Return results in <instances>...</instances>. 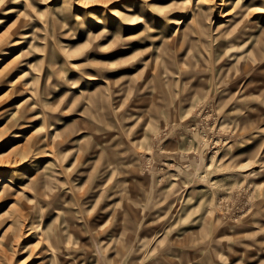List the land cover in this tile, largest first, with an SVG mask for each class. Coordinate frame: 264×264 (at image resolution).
I'll use <instances>...</instances> for the list:
<instances>
[{"label":"rangeland","instance_id":"1","mask_svg":"<svg viewBox=\"0 0 264 264\" xmlns=\"http://www.w3.org/2000/svg\"><path fill=\"white\" fill-rule=\"evenodd\" d=\"M2 19L0 264H264V0Z\"/></svg>","mask_w":264,"mask_h":264},{"label":"bare ground","instance_id":"2","mask_svg":"<svg viewBox=\"0 0 264 264\" xmlns=\"http://www.w3.org/2000/svg\"><path fill=\"white\" fill-rule=\"evenodd\" d=\"M185 5V4H184ZM11 11H15V9L14 8H12L11 9ZM115 14H117V15H123V13L122 12H120V11H116V13ZM4 21V19H2V20H0V22H3ZM226 21H231L230 20V18H227L226 19ZM171 22L172 23H177V24H179V23H181L182 22V20H179V18H173L172 20H171ZM225 23H221L220 24V26H223ZM31 36V34H29V33H25V37H30ZM5 54H8V53H10V50H5V52H4ZM14 87V86H13ZM12 87V88H13ZM12 92V91H11ZM33 97V95H32V93H31V95L28 97V98H26V99H24L21 103H18V104H14L13 105V115H16V114H18L20 111L18 110V108L17 107H19V104L21 105V104H23V102H25V101H29L31 98ZM14 109H16V110H14ZM11 111V112H12ZM28 144H23V143H19V146H21L22 148H23V150H26L27 148H28V146H27ZM6 178V177H5ZM4 178H2V177H0V187H2V190H4V189H7L8 187H9V183H7V181L9 180V179H6V180H3ZM3 181H4V183H3ZM6 181V182H5ZM8 182H11V180H9Z\"/></svg>","mask_w":264,"mask_h":264}]
</instances>
